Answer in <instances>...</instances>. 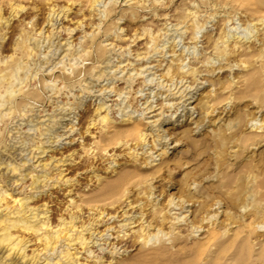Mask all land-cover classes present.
<instances>
[{
	"label": "clouds",
	"instance_id": "clouds-1",
	"mask_svg": "<svg viewBox=\"0 0 264 264\" xmlns=\"http://www.w3.org/2000/svg\"><path fill=\"white\" fill-rule=\"evenodd\" d=\"M0 264H264V0H0Z\"/></svg>",
	"mask_w": 264,
	"mask_h": 264
}]
</instances>
